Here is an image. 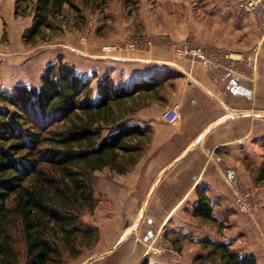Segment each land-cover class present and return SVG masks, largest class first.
<instances>
[{
  "label": "crops",
  "instance_id": "crops-1",
  "mask_svg": "<svg viewBox=\"0 0 264 264\" xmlns=\"http://www.w3.org/2000/svg\"><path fill=\"white\" fill-rule=\"evenodd\" d=\"M227 1L201 5L202 12L213 15L211 25L205 20V26L198 25L201 40L231 48L247 46L249 37L259 38L255 80L177 58L167 45L145 52L108 54L103 47L86 51L84 64L91 66L83 71L70 59L84 77L108 76L130 88L154 81L159 85L128 99L140 107L124 120L148 127L150 139L144 143V137L140 138L143 148L127 172L105 169L96 173L99 203L94 215L86 218L98 228L99 239L86 248L82 260L67 256L68 264L73 260H78L74 264H168L147 252L161 232L180 239L208 237L231 243L242 253H254L258 263L264 264V207L257 221L237 214L232 185L234 180L247 185L254 170L264 168V26ZM14 12L13 0H0V94L15 83L28 84L19 75L28 61V52L22 51L23 28L14 33L8 29ZM6 28L10 44L1 41ZM96 61L108 66L101 65L99 72ZM174 106L181 116L176 126L164 121V114ZM261 194L264 198V191ZM201 195L209 199L218 222L195 220H199L193 214Z\"/></svg>",
  "mask_w": 264,
  "mask_h": 264
},
{
  "label": "trees",
  "instance_id": "trees-1",
  "mask_svg": "<svg viewBox=\"0 0 264 264\" xmlns=\"http://www.w3.org/2000/svg\"><path fill=\"white\" fill-rule=\"evenodd\" d=\"M92 1L16 0V16L23 7L33 12L23 39L36 45L33 40L56 29L66 8L84 18L83 7ZM158 85L130 88L108 76L84 77L61 57L45 68L40 86L16 84L0 94V264H66L67 253L78 257L84 242L90 245L97 227L84 215L98 207L96 173L127 172L148 134V127L130 124L117 110ZM260 176L264 180V171ZM193 216L218 222L205 195ZM202 244L209 253L198 255L196 264H259L254 253L231 243Z\"/></svg>",
  "mask_w": 264,
  "mask_h": 264
},
{
  "label": "rangeland",
  "instance_id": "rangeland-1",
  "mask_svg": "<svg viewBox=\"0 0 264 264\" xmlns=\"http://www.w3.org/2000/svg\"><path fill=\"white\" fill-rule=\"evenodd\" d=\"M205 1L207 2L205 3ZM229 1L231 4L234 3L242 12L251 15L258 26H264V20L256 14L242 10L233 0H228L227 4H229ZM13 2L15 9L16 0H13ZM202 4L214 6L212 0H95L89 6L83 7L84 18L78 17L74 11L66 8L64 14L57 19L56 29L41 32L33 40L36 45L27 44L23 39L22 51L28 52L26 54L28 61L21 66L19 75L27 81V85L38 87L41 84V76L45 68L51 63H58L61 57L65 62L69 63L71 59L77 65V68L83 71L88 66H91V64H88V66L84 64L86 63L84 58L86 57L84 56L86 51L96 52L100 47H103L108 54L127 51L145 52L153 48H159L161 45L169 47V41L191 40L196 45L217 51L216 54L220 59L218 58L216 61L213 58L212 61L219 63L220 66L206 65L204 63L205 66L225 69L242 79L255 80L258 77V57L261 50L260 39L257 37H251V39L249 37L248 41H250L247 46H241L243 45L242 43L231 48L203 42L201 40V29L198 28V25L199 23L200 26L201 24L203 25V20H205L204 23L211 25L213 23V15L207 11L202 12L199 9L203 8L201 7ZM79 5L82 7L81 4ZM30 6L32 7V4ZM32 13V9L24 11V7L21 9L19 16H16L14 12L15 17L8 26V29L11 30L10 33L12 30L14 33V31L22 27L24 37L33 24ZM7 37L6 28L1 41L3 43L8 41ZM244 39L242 37L241 42ZM150 42L151 44L149 45ZM8 43L10 44L9 41ZM170 49L176 54L177 58L203 64L201 60L192 58L193 56H181L172 48ZM95 63L100 72L101 65L105 63L101 64L99 61ZM106 66L108 65H103L104 68ZM24 76H26V79ZM129 101H125L119 107L117 110L118 117L126 119L130 112L140 107V103ZM149 139V135H146L142 142L147 143ZM262 157V160H264V155ZM127 162L132 164L134 158L130 157ZM261 171H264V168ZM260 172L259 170H254L252 181L247 185L238 180L232 182L236 213L248 216L252 221L264 207V198L261 194L264 191V180L261 178ZM238 192H240L242 197L250 194V197L246 198V203L250 205L251 210L249 214L240 211L237 205ZM94 213H86L84 219L88 221L86 216H93ZM195 220L200 224L203 222L211 224L209 220ZM255 221H257V218ZM98 239L97 228V233L94 234L92 242L90 241L89 243L90 245L84 242V246L81 248V257H79L81 260L86 253V248L96 245ZM204 239L216 241V239L208 237H201L196 241V238L191 236L180 239L161 232L160 236L148 245L147 252L151 255L162 257L168 261V264H196L195 259L198 255H208L209 253L208 250L203 248L202 242ZM19 244L22 246L21 242ZM66 256L74 258L69 253ZM74 261L78 262V260H73V264L75 263ZM68 262L70 261L67 260L66 264Z\"/></svg>",
  "mask_w": 264,
  "mask_h": 264
},
{
  "label": "built area",
  "instance_id": "built-area-1",
  "mask_svg": "<svg viewBox=\"0 0 264 264\" xmlns=\"http://www.w3.org/2000/svg\"><path fill=\"white\" fill-rule=\"evenodd\" d=\"M242 10L251 14H256L262 20H264V0H233ZM151 42L149 43V45ZM170 46L175 52H178L181 56H193L205 63L206 65L220 66L219 63H215L213 58L217 61L220 57L216 54L217 51L202 47L194 44L191 40L182 41H169ZM219 62V61H218ZM179 107L174 106L164 114V121L167 124L176 126L180 120ZM237 205L241 212L249 214L251 212L250 205L246 203V198L250 197V194L242 197L238 192Z\"/></svg>",
  "mask_w": 264,
  "mask_h": 264
}]
</instances>
